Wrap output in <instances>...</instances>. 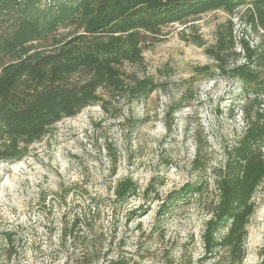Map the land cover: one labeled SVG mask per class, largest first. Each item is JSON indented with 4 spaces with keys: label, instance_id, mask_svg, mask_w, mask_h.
<instances>
[{
    "label": "rangeland",
    "instance_id": "1",
    "mask_svg": "<svg viewBox=\"0 0 264 264\" xmlns=\"http://www.w3.org/2000/svg\"><path fill=\"white\" fill-rule=\"evenodd\" d=\"M242 12L231 18L235 38L257 46ZM226 19L215 12L193 24L213 44ZM182 29L166 28L143 52L144 66L127 68L153 79L154 92L104 96L54 125L22 160L0 162V235L17 232L11 264H103L105 253L132 264H228L204 259L202 234L217 201L216 171L244 129L245 90L181 41ZM253 110L264 116V94ZM125 178L139 191L116 202ZM253 201L242 264H264V183ZM63 223L70 236L59 244ZM0 264H7L1 240Z\"/></svg>",
    "mask_w": 264,
    "mask_h": 264
},
{
    "label": "trees",
    "instance_id": "2",
    "mask_svg": "<svg viewBox=\"0 0 264 264\" xmlns=\"http://www.w3.org/2000/svg\"><path fill=\"white\" fill-rule=\"evenodd\" d=\"M241 10L239 20L258 34L257 46L235 38L231 18ZM215 12L228 19L208 44L193 23ZM174 25L183 28L181 41L202 49L219 75L245 90L244 129L216 171L217 201L202 234L204 259L242 264L253 197L264 183V116L253 110L264 94V0H0V162L22 160L54 125L102 104L104 96L138 99L158 89L127 68H142L143 52ZM138 191L125 178L113 194L123 203ZM16 236V230L0 235L7 264L16 254ZM69 236L63 223L59 244ZM103 256V264H132Z\"/></svg>",
    "mask_w": 264,
    "mask_h": 264
}]
</instances>
